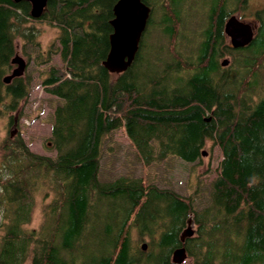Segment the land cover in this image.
Listing matches in <instances>:
<instances>
[{
  "label": "trees",
  "instance_id": "trees-1",
  "mask_svg": "<svg viewBox=\"0 0 264 264\" xmlns=\"http://www.w3.org/2000/svg\"><path fill=\"white\" fill-rule=\"evenodd\" d=\"M117 1L47 0L32 18L29 2L0 0V105L16 110L29 94L27 77L3 82L18 39L37 65L52 54L62 60L42 80L61 100L55 157L33 153L18 136L0 142V264H178L172 253L189 217L197 235L184 246L194 264H264V6L251 11L252 42L233 48L224 22L249 0H145L152 12L135 59L111 73L102 61ZM195 11L204 15L192 31ZM35 22L57 28L46 53ZM120 128L146 166L171 156L195 162L210 141L221 158L208 203L198 209L191 196L142 176L101 181L103 141ZM42 190L52 198L30 229Z\"/></svg>",
  "mask_w": 264,
  "mask_h": 264
},
{
  "label": "rangeland",
  "instance_id": "rangeland-1",
  "mask_svg": "<svg viewBox=\"0 0 264 264\" xmlns=\"http://www.w3.org/2000/svg\"><path fill=\"white\" fill-rule=\"evenodd\" d=\"M262 6H264V0H249L248 7L244 10H238L236 15L239 17L241 11H245L246 13H243L242 19L251 22L255 30L257 23L254 21L251 11L254 12ZM200 7H204V1L200 2ZM203 15L198 13V11L191 13L187 25L192 31L199 29ZM34 24L40 29L39 42L41 51L46 53L50 44H54L52 46L56 47L57 28L44 22H35ZM152 32L148 35L149 42H153L156 38L155 32L151 34ZM195 41L194 35V43ZM17 43L16 53L26 61V68L22 77H27L29 80V94L24 101L18 104L16 110H7L5 103L0 105V142L6 136H11L12 138L18 136L23 139L33 153L53 158L56 155V150L53 149L50 139L52 117L55 106L61 100L44 89L42 80L49 67L62 65V60L58 54H52L48 63L37 65L34 60V54L28 58L22 52V41L18 39ZM193 46L194 44L190 43L183 49L190 53ZM223 58L230 60L229 56H224L221 61ZM14 67L15 64H13L11 70ZM220 158L219 150L210 141H206L200 158L195 162H186L178 157L171 156L161 162L146 166L137 157L130 140L120 128L113 131L103 141L99 179L108 181L121 174L135 177L142 176L148 181L147 183H154L160 188L173 189L185 197L191 196L199 209L209 201L210 183L217 175V165ZM51 198L52 193L49 192L47 194L45 190L35 194V206L32 212V220L27 226L28 228L39 227L44 215V206ZM192 228L194 229L193 235H197L196 224H193ZM132 235L136 237L134 233ZM143 243L145 242L141 241L140 245ZM183 262L184 264H194L188 257ZM26 264H30V262L28 261Z\"/></svg>",
  "mask_w": 264,
  "mask_h": 264
},
{
  "label": "water",
  "instance_id": "water-1",
  "mask_svg": "<svg viewBox=\"0 0 264 264\" xmlns=\"http://www.w3.org/2000/svg\"><path fill=\"white\" fill-rule=\"evenodd\" d=\"M27 1L30 3V16L38 18L44 12L47 0H14ZM114 17L110 21L113 31L109 36L110 48L106 58L102 61L103 66L111 73L125 71L135 59L139 44L150 16V7L144 0H118L113 7ZM223 31L229 38L230 46L241 48L249 45L255 35L254 26L251 22L240 19L236 14L230 15L224 22ZM15 67L9 74L4 76L3 82L9 83L13 78L23 75L26 68L25 59L15 53L11 59ZM229 59L223 58L221 64L228 65ZM193 221L189 217L185 229L182 231L181 246L172 253L174 263H184L187 257L184 246L185 240L193 236ZM146 248V244H142Z\"/></svg>",
  "mask_w": 264,
  "mask_h": 264
},
{
  "label": "flooded vegetation",
  "instance_id": "flooded-vegetation-1",
  "mask_svg": "<svg viewBox=\"0 0 264 264\" xmlns=\"http://www.w3.org/2000/svg\"><path fill=\"white\" fill-rule=\"evenodd\" d=\"M144 2H145V0H144ZM146 3V2H145ZM148 5V4H147ZM149 6V5H148ZM150 7V15H151V12H152V7L151 6H149ZM149 18H150V16H149Z\"/></svg>",
  "mask_w": 264,
  "mask_h": 264
}]
</instances>
